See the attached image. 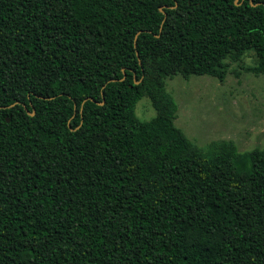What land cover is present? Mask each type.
<instances>
[{
  "label": "trees",
  "instance_id": "1",
  "mask_svg": "<svg viewBox=\"0 0 264 264\" xmlns=\"http://www.w3.org/2000/svg\"><path fill=\"white\" fill-rule=\"evenodd\" d=\"M252 2L0 0V264H264V149H198L166 90L264 73Z\"/></svg>",
  "mask_w": 264,
  "mask_h": 264
},
{
  "label": "rangeland",
  "instance_id": "2",
  "mask_svg": "<svg viewBox=\"0 0 264 264\" xmlns=\"http://www.w3.org/2000/svg\"><path fill=\"white\" fill-rule=\"evenodd\" d=\"M258 64L253 50L224 60L225 77L181 75L168 78L166 90L177 104L175 125L200 150L212 143L232 142L240 153L264 149V73L247 72ZM138 119L148 121L156 110L148 97L135 106Z\"/></svg>",
  "mask_w": 264,
  "mask_h": 264
},
{
  "label": "water",
  "instance_id": "3",
  "mask_svg": "<svg viewBox=\"0 0 264 264\" xmlns=\"http://www.w3.org/2000/svg\"><path fill=\"white\" fill-rule=\"evenodd\" d=\"M238 0H236V2H237ZM251 3H252V6H256L255 4H253V2H252V0H251ZM162 10V9H161ZM166 16V15H165ZM125 77H126V75L124 74V77L121 79V81H123L124 79H125ZM136 84H138L139 82L138 81H136L135 82ZM88 100H92L91 98H87V99H85L84 100V102H86V101H88ZM101 105L103 104V102L102 103H100ZM32 115H33V113H32ZM10 119L8 118L7 119V121H9Z\"/></svg>",
  "mask_w": 264,
  "mask_h": 264
}]
</instances>
